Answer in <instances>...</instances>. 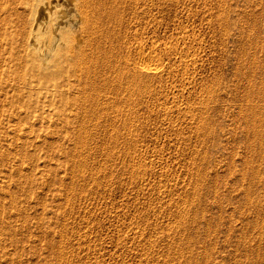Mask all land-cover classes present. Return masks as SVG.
Returning <instances> with one entry per match:
<instances>
[{"label":"rangeland","instance_id":"374dc122","mask_svg":"<svg viewBox=\"0 0 264 264\" xmlns=\"http://www.w3.org/2000/svg\"><path fill=\"white\" fill-rule=\"evenodd\" d=\"M139 1L130 9L136 25L130 18L131 23L128 21L123 27L136 29L126 30L127 37L123 35L124 29L119 30L125 37L120 34L118 44L129 41L130 46L128 49L125 43L126 49L119 45L116 48L117 61H114L122 69H112L110 86L104 88L107 92L102 88L101 96L95 99L100 100L97 104L103 109L101 111L97 105L100 116L90 109L92 101L87 97L68 101L61 108V101L25 95L6 73L9 55L0 51V264H138L140 260L141 264H158L161 260L159 264H164L173 256L175 259L168 264H176L177 260L178 264H264V145L257 147L251 143L254 142L252 135L249 134V140L245 132L253 118L248 112L253 108L259 110L260 127L264 131V95L256 93L259 89L264 91V0H156L159 6L151 4L156 2L154 0H143L148 6ZM142 12L150 14L144 18ZM137 47H144L147 54L155 55L156 59L150 61L149 66L157 63L162 73L158 72L157 78L152 77L154 74L150 71L151 79L145 77L149 84L146 88L152 89V94L146 88L141 93L137 91L139 94L136 90L134 94L131 92L127 74L122 73L131 67L124 69V63L117 58L122 61L130 58L127 62L133 64L138 60ZM124 49L126 52L133 49L135 57L131 50L127 52L129 55ZM160 66L165 69L161 70ZM111 82H117L118 87ZM136 104H140L138 108ZM163 108H169V112L163 114ZM116 126L118 131L114 129ZM81 129H88L84 132L86 136L88 133L86 141L90 143L86 152L79 150L81 144L77 142L78 133L83 132ZM247 139L252 141L247 143ZM245 155L258 172L251 184L252 196L258 203L256 207H245L244 190L248 181L240 175V170L244 171ZM81 158L86 161H83L84 166L76 165L83 167V172L74 164ZM191 161L196 163H188ZM192 164L199 167L193 168ZM133 172L138 175L134 176ZM197 175L203 178L196 179ZM133 176L140 179L132 180ZM169 187L176 188V192ZM194 199H198L197 202ZM163 202L168 203L164 204L167 206ZM187 218L190 220L186 223ZM180 219H184L183 223ZM180 226L183 229L180 230ZM172 244L177 249H173ZM181 245L185 249L190 245V248L185 250ZM60 246L65 251V263L57 259L59 255L55 257ZM142 253H146L144 259ZM151 253L149 260L147 254Z\"/></svg>","mask_w":264,"mask_h":264},{"label":"bare ground","instance_id":"6f19581e","mask_svg":"<svg viewBox=\"0 0 264 264\" xmlns=\"http://www.w3.org/2000/svg\"><path fill=\"white\" fill-rule=\"evenodd\" d=\"M142 1V4L144 3L145 6H148V4H145V2H143V0H140ZM139 1V2H140ZM153 1V0H152ZM156 1V0H154ZM160 3V1H158ZM135 3V4H133ZM147 3V2H146ZM149 3V1H148ZM154 3V4H152ZM136 4H138V0H0V51H3L2 53H7L9 55V65L8 67L6 68V73L9 77H11L16 83V87L18 90H22L23 92H25V95L27 94V96H30L32 95H36L38 98H46L47 101H61L60 103V106L61 108L66 106L67 102L68 101H76V100H81L80 98L81 97H87L88 100L92 101V104L89 103V107L90 109L93 110V112H97L96 114L100 113V109L99 106L97 103L100 102H96V97L97 96H101L100 95V92L103 88V92H105L106 90L108 89H104V88H109V82L111 81L110 80V76L112 75V69H116L115 67L119 68L118 67V62L116 63L117 59L114 58V55H115V51H116V48H118L119 46L120 47H124L125 48V45L129 43L125 42L121 43V45H124V46H121L120 44H118V40H120V36L122 35V32L120 33L119 30H122L124 29L125 32L123 35L126 34V30H129V29H136L135 27H131L129 28L128 26V29H125L123 28L126 24L128 25V21L129 23H131L133 20H132V16H134L133 14L130 13V9L132 8H135ZM150 4V3H149ZM152 5L156 6L158 5L157 1L156 2H151ZM141 5V4H140ZM160 5V4H159ZM158 5V6H159ZM152 6V7H154ZM141 7V6H140ZM144 7V6H142ZM150 7V5H149ZM148 8V7H147ZM143 9V8H142ZM145 10V8H144ZM144 10H141V11H144ZM147 11V10H145ZM150 11V10H149ZM134 12V10H133ZM137 12V11H136ZM135 12V13H136ZM151 12V11H150ZM138 13V12H137ZM140 13V12H139ZM143 13V12H142ZM127 14V15H126ZM145 13H143V16L142 17H146L147 18V15L148 12L145 14L146 16H144ZM126 15V16H125ZM131 18V22H130V19ZM142 19V18H141ZM137 22V20H135ZM135 21L134 24H135ZM145 21V20H144ZM143 21V22H144ZM127 22V23H126ZM140 23V22H139ZM143 24V23H142ZM141 24V26H142ZM132 25V24H131ZM136 25V24H135ZM134 25V26H135ZM140 24H137V26H139ZM140 26V27H141ZM126 27V28H127ZM139 27V28H140ZM138 28V29H139ZM138 29L136 31H138ZM142 29V28H141ZM140 30V29H139ZM123 31V30H122ZM130 31V30H129ZM133 31V30H132ZM143 33L144 30H142ZM141 31V32H142ZM139 32V31H138ZM137 32V33H138ZM140 32V33H141ZM129 34H131L132 32H128ZM134 33V32H133ZM136 33V32H135ZM121 34V35H120ZM128 34V35H129ZM157 34V33H156ZM120 35V36H119ZM122 35V36H123ZM127 35V34H126ZM125 35V36H126ZM132 35V34H131ZM135 35V34H134ZM132 35V36H134ZM137 35H141V34H137ZM143 35V34H142ZM123 36V37H125ZM130 36V35H129ZM128 36V37H129ZM122 37V38H123ZM127 37V36H126ZM136 37V35H135ZM140 37V36H139ZM155 37V36H154ZM121 38V39H122ZM143 38L142 36L139 38L141 39ZM157 38V37H156ZM159 38V37H158ZM133 39V38H132ZM138 38H136L137 40ZM138 39V40H139ZM144 39V38H143ZM123 40V39H122ZM127 40V39H126ZM129 40V39H128ZM131 40V39H130ZM142 41V40H141ZM117 42V43H116ZM131 42V41H130ZM139 42V41H138ZM120 43V42H119ZM117 44V45H116ZM144 44V43H143ZM119 45V46H118ZM137 45V44H135ZM141 45V44H140ZM139 45V46H140ZM134 46V45H133ZM128 49H129V44H128ZM135 47V46H134ZM138 50L136 51V57L138 58L135 59L136 62L132 61L133 64H130L129 60L130 58H123V60L125 61H122V58L120 57H117V54L115 57H117L118 59H121L120 62L124 63L123 67H126L124 69H127V67H131V69L128 68V70H126L125 72L122 71V73H126L123 76H124V79L126 80L127 78V83L128 84V87H131V92L133 93V91L136 92L139 91L141 93V91H143L148 85H147V80L145 77H149V74L151 75L150 71L152 72V74H154V76L152 77H159L157 76L158 72L161 73L158 69L157 66V63L156 66H153V67H150V61H154L156 59L155 55H149L147 54L144 50L145 48L144 47H137ZM122 49V48H121ZM120 49V50H121ZM126 49V48H125ZM124 49V52H126V50ZM119 50V51H120ZM123 50V49H122ZM131 50V49H130ZM127 51V52H130ZM133 50V49H132ZM132 50H131V54L133 56V53H132ZM126 52V53H127ZM1 53V52H0ZM117 53V51H116ZM123 53V52H122ZM120 54V53H118ZM129 54V53H127ZM129 54V55H131ZM123 55V54H122ZM126 54H124L125 56ZM127 55V56H129ZM120 56V55H118ZM135 57V56H133ZM132 58V57H131ZM150 59V60H149ZM116 60V61H114ZM119 61V60H118ZM129 61V62H127ZM1 62V61H0ZM115 62V63H114ZM7 64V62H6ZM117 64V66H116ZM1 65V64H0ZM120 65V64H119ZM128 65V66H126ZM150 65V66H149ZM159 65V64H158ZM162 66H160L161 68ZM122 69V68H121ZM119 68V70H121ZM165 68L162 67L161 70H163ZM117 71V69H116ZM121 73V71H119ZM165 72V71H164ZM115 73V71L113 72ZM110 74V75H108ZM119 73L117 72V75ZM162 74V73H161ZM164 74V73H163ZM115 74V76H117ZM120 75V74H119ZM122 75V74H121ZM122 76V77H123ZM126 76V78H125ZM162 77V76H160ZM121 78V77H119ZM145 78V79H144ZM156 78V79H157ZM118 79V78H117ZM115 79V80H117ZM123 79V78H122ZM123 79V80H124ZM151 79V78H150ZM124 80V81H125ZM152 80H155V79H152ZM103 83H102V82ZM113 81V80H112ZM121 80H119L120 82ZM118 82V81H117ZM117 82H111V83H114L116 84ZM7 83V82H6ZM125 83V82H124ZM125 83V84H126ZM114 84H111V85H114ZM122 83H120V85H122ZM117 85V84H116ZM115 85V86H116ZM119 85V84H118ZM117 85V87H118ZM126 86V85H125ZM124 86V87H125ZM101 87V89H100ZM114 87V86H112ZM116 87V88H117ZM124 87H123V91L124 90ZM116 88H113L114 90ZM127 88V86H126ZM125 88V89H126ZM82 89V90H81ZM112 89V90H113ZM120 89V87H119ZM154 89V88H153ZM122 90V88H121ZM127 90V89H126ZM149 90V89H148ZM147 88H146V91H148ZM116 91V90H115ZM119 91V90H118ZM128 91V90H127ZM152 91L149 90L148 93ZM107 92V91H106ZM120 92V91H119ZM139 92H137L139 94ZM145 92V91H144ZM155 92V91H154ZM108 93L110 94V92L108 91ZM117 93V91H116ZM124 93V92H123ZM146 93V92H145ZM151 93V92H150ZM153 93V92H152ZM151 93V94H152ZM256 93L258 95H264V91L263 89H259V91H256ZM118 94V93H117ZM131 94V93H129ZM134 94V93H133ZM137 94V95H138ZM147 94V93H146ZM24 95V94H23ZM116 95V94H115ZM121 95V94H120ZM136 95V94H135ZM141 95V94H140ZM250 95H252L250 93ZM257 95V96H258ZM123 97V95H121ZM125 96V95H124ZM148 96V94H147ZM146 96V97H147ZM245 96L247 97V94H245ZM261 96V97H262ZM19 97V96H18ZM131 97H132V94H131ZM138 97V96H137ZM140 97V96H139ZM245 97V99H246ZM7 98V97H6ZM25 98V97H24ZM34 98V97H33ZM98 98V97H97ZM109 98V97H108ZM116 98V97H115ZM130 98V97H129ZM128 98V99H129ZM134 98V97H133ZM148 98V97H147ZM114 99V98H113ZM126 99V98H124ZM248 99V98H247ZM263 99V98H262ZM82 100H84L82 98ZM123 100V98H122ZM136 100V99H135ZM98 101V99H97ZM105 101V100H104ZM102 101V102H104ZM132 101V100H131ZM253 101V100H252ZM144 102V101H143ZM105 103V102H104ZM107 103H110L107 102ZM126 105L128 104L127 101L125 102ZM136 103V102H135ZM248 103H250V101H248ZM116 104V103H115ZM123 103H121L122 105ZM130 104V103H129ZM146 105V103H144ZM245 104V103H244ZM243 104V105H244ZM252 104V102H251ZM27 105V104H26ZM74 105V104H73ZM92 108H91V106ZM97 105H98V108L100 110H97ZM101 105V103H100ZM105 105H108V104H105ZM105 105H103L105 107ZM119 105V104H118ZM137 105V104H136ZM135 105V106H136ZM140 105V104H139ZM137 105V108L138 106ZM143 105V104H142ZM29 105H27L28 107ZM59 106V107H60ZM77 106V105H76ZM111 107V105H109ZM124 106V105H123ZM148 107L150 106L149 104L147 105ZM146 106V107H147ZM249 106V105H248ZM253 106V105H252ZM255 106V105H254ZM253 106V107H254ZM88 107V108H89ZM121 107V106H120ZM130 107V105H129ZM128 107V108H129ZM147 107V109H148ZM244 107V106H243ZM252 107V108H253ZM257 107V106H256ZM76 108V107H75ZM105 108H109V107H105ZM112 108V107H111ZM122 108V107H121ZM136 108V107H135ZM251 108V109H252ZM258 108V107H257ZM133 109V107H132ZM244 109V108H243ZM250 109V107H249ZM103 110V109H102ZM101 110V111H102ZM110 110V109H108ZM123 110V109H122ZM129 111H131L130 109H128ZM136 109H134L133 111H135ZM138 110V109H137ZM85 111V110H84ZM91 111V110H90ZM99 111V112H98ZM111 111V110H110ZM114 111V110H112ZM163 111V114H167L169 112V108H163L162 109ZM258 111L256 108L254 110V108L252 109L251 112H248L250 113L251 117L253 118H250L252 120H250V123L248 124L245 132L247 134V138L250 140V136L249 134L252 135V140H254V142H251L249 141L248 139V142H251V143H255V145L257 146H263L264 145V138H263V134H264V131H263V128L260 127L262 126L261 125V118L258 114ZM87 112V111H85ZM106 112V111H105ZM132 112V111H131ZM242 111H240L239 113H241ZM39 113V112H38ZM76 113V112H75ZM91 113V112H90ZM89 113V114H90ZM108 113V111H107ZM121 113V112H120ZM127 113V112H125ZM137 113V111L135 112ZM161 113V112H160ZM84 114V113H83ZM94 114V113H93ZM103 114V113H102ZM109 114H112V113H109ZM242 114V113H241ZM44 115V114H43ZM99 115V114H98ZM107 115V114H106ZM135 115V114H133ZM137 115V114H136ZM245 115L246 113H244V118H245ZM100 116V115H99ZM98 116V117H99ZM115 116V115H114ZM122 116V115H121ZM130 116V115H129ZM132 116V114H131ZM140 116V115H139ZM87 117V116H86ZM96 117V116H95ZM134 117V116H133ZM110 118V116H109ZM115 118V117H114ZM123 118V117H122ZM257 118V120H256ZM92 119V118H91ZM96 119V118H95ZM132 119V118H131ZM130 119V120H131ZM139 119V118H138ZM126 119H124L125 121ZM129 120V121H130ZM134 120V119H133ZM249 120V119H248ZM112 122H115L113 120H111ZM139 121V120H138ZM126 122V121H125ZM133 122V121H132ZM88 123V122H87ZM243 123V122H242ZM117 124V123H116ZM119 124V123H118ZM123 124V123H122ZM131 124V123H130ZM128 124V125H130ZM83 125V124H82ZM135 125V124H134ZM137 125V124H136ZM90 126V125H89ZM99 126V125H98ZM118 126V125H117ZM117 126L116 128H114L115 130L117 129ZM124 126V125H123ZM125 126H127L125 124ZM124 126V127H125ZM132 126V125H131ZM129 126V127H131ZM244 126V125H243ZM246 126V124H245ZM102 127V125L100 126V128ZM107 127V126H106ZM109 127V125H108ZM133 127V126H132ZM241 127V126H240ZM87 128V127H86ZM104 128V126L102 127ZM127 128V127H125ZM236 128V127H235ZM92 129V128H91ZM90 129V130H91ZM82 130V129H81ZM86 130V129H84ZM97 130V129H96ZM103 130V129H102ZM105 130V128H104ZM108 130V129H107ZM110 130V129H109ZM113 130V129H112ZM235 130V129H232V131ZM83 131V130H82ZM88 131V129L86 131H83L79 134V137H78V140L77 142L79 141V143L81 144L80 145V148L79 150H82V151H87V141H86V137L88 138V133H87V136H86V132ZM118 131V129H117ZM131 131V130H130ZM85 132V133H84ZM97 132V131H95ZM99 132V130H98ZM112 132V131H111ZM133 132V131H132ZM117 133V132H116ZM124 133V132H123ZM98 135V133H96ZM101 134V133H100ZM107 134V133H106ZM113 134V133H112ZM235 134V133H234ZM115 135V134H114ZM114 135H110V136H114ZM119 135V134H117ZM124 135V134H123ZM122 136V134H121ZM236 136V135H235ZM249 136V137H248ZM90 137V136H89ZM120 137V136H119ZM118 137V138H119ZM129 138V136H127ZM106 138V137H105ZM244 138H245V135H244ZM98 139V138H97ZM112 139V138H111ZM116 139V137L114 138V140ZM126 139V138H124ZM99 140V139H98ZM113 140V139H112ZM119 140V139H117ZM117 140L114 141L117 143ZM122 140V138H121ZM95 141V140H93ZM111 141V140H110ZM129 141V139H128ZM108 142V141H107ZM120 142V141H119ZM123 142V141H121ZM131 142V141H130ZM236 142V141H235ZM114 143V146L116 145L117 147V144ZM127 143V142H126ZM237 143V142H236ZM259 143V144H258ZM90 144V143H88ZM111 144V143H110ZM130 144V143H129ZM128 144V146H129ZM101 145V144H100ZM109 145V144H108ZM127 145V144H126ZM236 145V144H235ZM251 145H254V144H251ZM105 146V145H104ZM121 146V145H120ZM123 146V145H122ZM131 146V145H130ZM257 146V147H258ZM107 147V146H106ZM110 147V145H109ZM108 147V148H109ZM113 147V146H112ZM111 147V148H112ZM248 147H249V144H248ZM253 147V146H252ZM251 147V148H252ZM91 148V147H90ZM99 148V147H98ZM115 148V147H114ZM118 148V147H117ZM121 148V147H120ZM119 148V149H120ZM133 147H131L130 149H132ZM95 149V148H94ZM127 149V148H126ZM134 149H136L134 147ZM233 149V148H232ZM93 150V149H92ZM110 150V149H109ZM113 150V149H112ZM193 150V149H191ZM258 150V148H257ZM73 151V150H72ZM115 151V150H114ZM130 151V150H128ZM132 151V150H131ZM129 152V153H132V152ZM140 151V149H139ZM146 151V150H145ZM251 151V150H250ZM255 151V150H254ZM78 152V151H77ZM76 152V153H77ZM80 152V151H79ZM84 152V153H85ZM92 152V151H91ZM107 152V151H105ZM119 152V151H118ZM125 152V150H124ZM134 152H136V150H134ZM133 152V153H134ZM142 152V151H140ZM245 152V151H244ZM249 152V150H248ZM88 153V152H87ZM100 153V152H99ZM102 153V152H101ZM126 153V152H125ZM128 153V152H127ZM143 153V152H142ZM232 153V151L230 152ZM230 153H229V156H230ZM254 153V152H253ZM82 154V152H81ZM113 154V153H112ZM116 154V153H115ZM145 154V152H144ZM161 154V153H160ZM249 154V153H248ZM78 155V154H77ZM124 155V154H123ZM127 155V154H125ZM139 155V154H138ZM88 156V155H87ZM115 156V155H114ZM113 156V157H114ZM131 156V154H130ZM133 156V154H132ZM240 156V155H239ZM248 156V155H247ZM245 155V157L243 158V163H244V171L243 169H240V175L246 177L247 179V183H248V186H247V189L246 191L244 190L245 192V199H246V203H245V207H248V206H254L256 207L257 206V201L254 199V196H252V187H251V184H253L254 182V177H255V172H256V169L254 166H252V164L250 165V161H248L249 157H247ZM84 157V156H83ZM82 157V158H83ZM86 157V156H85ZM118 157V156H117ZM129 157V156H128ZM136 157V155L134 156ZM133 157V158H134ZM75 158V156H74ZM79 160L77 163H74L75 164V167L79 168L80 166L79 165H82L84 166L85 163H83L84 160ZM89 158V157H88ZM125 158V157H123ZM130 158V157H129ZM131 157V159H133ZM236 158V157H235ZM85 159V158H84ZM238 159V158H237ZM254 159V157H253ZM76 160V159H75ZM78 160V159H77ZM125 160V159H124ZM130 160V159H129ZM128 160L129 164L131 163L130 161ZM137 160V159H136ZM194 160V159H192ZM134 161V159L132 160ZM86 162V161H84ZM124 161L122 160V163ZM135 162V161H134ZM137 162V161H136ZM193 161L191 162H188V163H192ZM133 163V162H132ZM195 162H193V164H195ZM232 163V161H231ZM76 164H79L78 166ZM192 164V166H193ZM126 165V164H125ZM134 165V164H133ZM242 165V164H241ZM81 166V167H82ZM89 166V165H88ZM131 166V165H130ZM198 166V164H197ZM196 165L193 166L194 167H197ZM126 167V166H125ZM137 167V166H136ZM187 167V166H186ZM199 167V166H198ZM229 167V166H228ZM233 167V165H232ZM231 167V168H232ZM76 168V171H78ZM83 168V167H82ZM82 168L80 169L82 171ZM127 168V167H126ZM133 168V167H132ZM188 168V167H187ZM190 165H189V170H190ZM229 168V169H231ZM89 169V168H88ZM137 169V168H136ZM196 169V168H195ZM198 169V168H197ZM75 170V169H74ZM84 170V169H83ZM132 170V169H131ZM201 170V169H200ZM133 171V170H132ZM195 171V170H193ZM232 171V170H231ZM74 172V171H73ZM83 172V171H82ZM136 172V171H135ZM147 172V171H146ZM191 172V170H190ZM204 172V171H203ZM215 172V171H214ZM75 173V172H74ZM77 173V172H76ZM153 173V172H152ZM234 173H235V170H234ZM239 173V172H238ZM258 173V172H256ZM80 174V173H79ZM88 174V173H87ZM134 176L135 175H138V173H134ZM145 174V173H144ZM143 174V175H144ZM197 174V173H196ZM206 175V173H204ZM82 175V174H81ZM143 175H142V178H143ZM160 175V174H159ZM192 175V174H191ZM200 175V174H199ZM199 175L198 178L196 179H201L203 177H200ZM133 176V179L132 180H135V177L134 178ZM140 176V174H139ZM149 176V175H148ZM162 175H160L159 177L161 178ZM194 176V174H193ZM192 176V177H193ZM202 176V175H201ZM239 176V178L241 177ZM88 177V176H87ZM144 177H146L144 175ZM154 177V176H153ZM156 177V176H155ZM158 177V178H159ZM196 177V176H195ZM79 178H82V177H79ZM138 178V177H137ZM141 178V180H142ZM157 178V177H156ZM159 178V180H160ZM191 178V176H190ZM189 178V179H190ZM78 179V178H77ZM140 179V177L138 178V180ZM147 179V177H146ZM143 179L144 182H146L147 180ZM152 179V178H151ZM154 179V178H153ZM245 179V178H244ZM131 180V181H132ZM149 180V178H148ZM156 180V179H155ZM194 180V178H193ZM203 180V179H202ZM241 180V178H240ZM256 180V179H255ZM79 181V180H78ZM191 181V179H190ZM205 181V180H204ZM242 181V180H241ZM134 182V181H133ZM144 182L143 184L141 185H144ZM148 182V181H147ZM146 182V183H147ZM150 182V181H149ZM202 182V181H201ZM200 182V183H201ZM206 182V181H205ZM240 182V181H239ZM160 183V182H159ZM170 183V182H169ZM172 183V182H171ZM199 183V182H198ZM199 183V185H201ZM234 183V182H233ZM246 183V182H245ZM80 184V183H79ZM149 184V183H148ZM158 184V183H157ZM156 184V185H157ZM190 184V183H189ZM188 184V185H189ZM195 184V183H194ZM194 187H196V185H194ZM235 184V183H234ZM237 184V183H236ZM84 185V184H83ZM153 185V184H152ZM159 185V184H158ZM165 185V184H163ZM175 185V184H174ZM197 185V186H199ZM242 185H246V184H242ZM147 186V185H146ZM173 186V185H171ZM176 186V185H175ZM193 186H191L192 188H194ZM241 186V185H240ZM139 187V186H138ZM144 187V186H143ZM140 186V188H143ZM149 187V186H148ZM155 187V186H154ZM153 187V188H154ZM157 187V186H156ZM155 187V188H156ZM159 187V186H158ZM157 187V189H158ZM180 187V186H179ZM200 187V186H199ZM198 187V188H199ZM82 188V187H81ZM137 188V187H136ZM152 188V190H153ZM171 189H173V187H169ZM182 188V187H181ZM78 189V188H77ZM84 189V188H83ZM82 189V190H83ZM145 189V188H144ZM142 189V190H144ZM150 189V187H149ZM195 189V188H194ZM205 189H208V188H205ZM242 189V188H241ZM85 190V189H84ZM174 190V189H173ZM172 190V191H173ZM197 190V188H196ZM200 190V188H199ZM78 192L80 190H77ZM155 191V190H154ZM159 191V190H158ZM176 192V188L174 190ZM187 191V190H186ZM195 191V190H194ZM193 191V192H194ZM214 191V190H213ZM212 191V192H213ZM217 191V190H215ZM214 191V192H215ZM82 192V191H81ZM80 192V193H81ZM137 192V190H136ZM140 192V191H139ZM179 192V191H178ZM184 192V191H183ZM192 192V193H193ZM218 192V191H217ZM243 192V190H242ZM141 193V192H140ZM143 193V192H142ZM200 192L198 191L197 194H199ZM238 193V191H237ZM254 193V192H253ZM173 194V193H171ZM179 194V193H178ZM194 194V193H193ZM220 194V192L218 193ZM212 195V194H211ZM214 195V193H213ZM212 195V196H213ZM168 196V195H167ZM192 197V195H190ZM197 196V195H196ZM216 196H219V195H216ZM170 197V195L168 196ZM182 197V196H181ZM187 197V196H186ZM188 197H189V194H188ZM178 198V197H177ZM193 198V197H192ZM191 198V199H192ZM204 198V196L202 197ZM219 198V197H218ZM234 198V197H233ZM232 198V199H233ZM164 199V198H163ZM173 199V198H172ZM172 199H170L172 201ZM181 199V198H180ZM184 199V197H183ZM216 199V198H215ZM236 199V198H235ZM234 199V200H235ZM169 200V201H170ZM176 200V198H175ZM174 200V203H176ZM197 200L198 199H194ZM164 201V200H163ZM167 200V202H169ZM170 201V203H171ZM189 201V199H188ZM165 202V201H164ZM163 202V205L164 204H168V203H164ZM173 202V201H172ZM193 201L191 200L190 203H192ZM244 202V201H243ZM177 203H178V200H177ZM182 203V202H180ZM241 203V202H240ZM162 204V203H161ZM179 204V203H178ZM193 204V203H192ZM202 204V203H200ZM218 204V203H217ZM174 205V204H173ZM172 205V206H173ZM188 205V204H187ZM186 205V206H187ZM195 205V204H194ZM219 205V204H218ZM217 205V206H218ZM231 205V204H230ZM238 205V204H237ZM256 205V206H255ZM162 206V205H161ZM164 206H167V205H164ZM163 206V207H164ZM171 206V204H170ZM185 206V205H183ZM185 206V207H186ZM229 206V205H228ZM244 206V204H243ZM176 207V205H175ZM179 207V206H178ZM177 207V208H178ZM200 208H202L201 206H199ZM219 207V206H218ZM166 208V207H165ZM171 208V207H170ZM174 208V207H173ZM187 208L189 210H191L188 206ZM192 208V207H191ZM252 208V207H251ZM162 209V208H161ZM169 209V208H168ZM184 209V207H183ZM193 209V208H192ZM220 209V208H219ZM239 209V208H238ZM247 210V208H245ZM70 210V208H69ZM167 210V209H165ZM172 210V208L170 209ZM170 210H167L170 212ZM176 210V209H175ZM180 210V208H179ZM178 210V211H179ZM200 210V209H199ZM202 210V209H201ZM229 210V209H228ZM185 212L187 211L186 209L184 210ZM195 211V210H194ZM230 211V210H229ZM239 211V210H238ZM249 211V209H248ZM253 211V210H252ZM165 212V211H164ZM162 212V214L164 213ZM172 212V211H171ZM176 212V211H175ZM175 212H172V213H175ZM181 212V211H180ZM184 212V213H185ZM196 212V211H195ZM203 212V211H202ZM200 212V213H202ZM231 212V211H230ZM245 212V211H244ZM62 213V211H61ZM178 213V212H177ZM183 213V214H184ZM193 213V212H192ZM229 213V212H228ZM249 213V212H248ZM166 214V213H165ZM169 214V213H168ZM181 214V213H180ZM182 214V215H183ZM187 214V215H186ZM184 215L188 216V213H186ZM195 215V213H193ZM238 214V213H237ZM243 214V213H241ZM256 215V212L253 213ZM177 215V214H176ZM175 215V216H176ZM183 215V216H184ZM194 215H192V217H194ZM200 214H198L199 216ZM228 215V214H227ZM231 215V214H230ZM234 215V214H233ZM252 215V214H251ZM179 216V215H178ZM197 216V215H196ZM197 216V217H198ZM201 216V215H200ZM199 216V217H200ZM232 216V215H231ZM243 216V215H242ZM185 217V216H184ZM183 217V218H184ZM191 217V215L189 216V218ZM198 217V218H199ZM230 217V216H229ZM250 217V216H249ZM203 218V217H202ZM253 218V217H252ZM170 219V218H169ZM185 219V218H184ZM184 219H180L181 223H183L182 220ZM195 219V218H194ZM205 219V218H204ZM251 219V218H250ZM254 219V218H253ZM188 218L186 220H184V222L186 221V223L190 220H188ZM196 220V219H195ZM199 220V219H198ZM197 220V221H198ZM230 220V219H228ZM175 221V220H174ZM179 221V220H178ZM176 221V223L178 222ZM179 221V222H180ZM195 223V221H192ZM232 222V221H231ZM180 223V224H181ZM79 224V223H78ZM185 224V223H184ZM171 225V224H170ZM182 227H183V224H181ZM193 225V224H192ZM80 226V225H79ZM175 226V224H174ZM178 226V225H177ZM187 226V225H186ZM231 226V225H230ZM181 226H180V230L183 229ZM64 228V227H63ZM79 228V227H78ZM179 228V226L177 227ZM197 228V226H196ZM135 229V228H134ZM172 229H173V226H172ZM171 229V230H172ZM176 229V228H175ZM190 229V228H189ZM216 229V228H215ZM227 229V227H226ZM64 230V229H63ZM68 230V229H67ZM167 230V229H165ZM195 230V229H194ZM184 231H188V230H184ZM191 231V230H190ZM198 231V230H196ZM244 231V230H243ZM242 231V232H243ZM64 232V231H63ZM193 232V231H192ZM81 233V232H80ZM79 233V235H80ZM168 233V232H167ZM166 233V234H167ZM185 233V232H184ZM227 233V231H226ZM65 234V233H64ZM62 234V235H64ZM82 234V233H81ZM142 234V233H141ZM141 234H139L138 236H141ZM187 234V233H186ZM244 234V233H243ZM243 234L241 236H243ZM61 235V234H60ZM75 235V234H74ZM136 235V234H135ZM163 235V234H162ZM168 235V234H167ZM195 235V234H194ZM215 235V233H214ZM67 236V235H65ZM70 236V235H69ZM77 236V235H76ZM183 236V235H182ZM190 236V235H188ZM193 236V235H192ZM230 236V235H229ZM61 237V236H60ZM63 237V236H62ZM74 237V236H73ZM169 237V236H168ZM176 237V236H175ZM180 237V236H179ZM187 237V235H186ZM194 237V236H193ZM65 238V237H64ZM69 238V237H68ZM164 238V236H163ZM183 238V237H182ZM191 238V237H190ZM66 239V238H65ZM77 239V238H76ZM74 239V240H76ZM87 239V238H86ZM165 239V238H164ZM168 239V238H167ZM166 239V240H167ZM184 239H185V234H184ZM169 240V239H168ZM173 240V238H172ZM176 241V239H174ZM182 240L183 242V239H180V241ZM189 240V238H188ZM193 238L191 239V242ZM196 240V239H195ZM242 240V239H241ZM64 241V240H63ZM69 241V240H68ZM86 241V240H85ZM140 240H138L139 242ZM174 241V242H175ZM224 241V239H223ZM71 242V241H70ZM90 242V241H89ZM124 242V241H123ZM137 242V241H136ZM141 242V241H140ZM173 242V241H172ZM173 242V243H174ZM58 243V242H57ZM79 243V242H78ZM176 243V242H175ZM185 243V242H184ZM67 244V243H66ZM64 244V245H66ZM81 244V243H80ZM86 244V243H85ZM134 244H135V241H134ZM137 244V243H136ZM142 244V243H140ZM171 244V243H170ZM186 244H187V241H186ZM189 244V243H188ZM187 244V245H188ZM63 245V246H64ZM83 245V244H82ZM94 245V244H93ZM98 245V244H97ZM123 245V244H122ZM125 245V244H124ZM173 246L175 244H172ZM171 245V246H172ZM191 246L193 245V243L190 244ZM190 245L189 247H185L183 245V248L185 250H187V248H190ZM136 246H141V245H136ZM180 246V247H181ZM55 247V246H54ZM56 247L58 248L59 245H56ZM76 247V246H75ZM144 247V246H143ZM62 247L60 246L59 250L57 251L58 254L55 252L54 255H56L55 257H57L58 255L60 256V258H57V259H60L61 263L66 261V256H65V251H63L61 249ZM72 248H73V245H72ZM141 248V247H140ZM139 248V249H140ZM172 248V247H170ZM175 248V246L173 247V249ZM76 249V248H75ZM79 249V248H78ZM83 249V247H82ZM138 249V250H139ZM172 251H175L173 250ZM177 249V248H175ZM194 249V248H193ZM67 251V249H65ZM81 250V249H80ZM137 250V251H138ZM141 250V249H140ZM146 251L145 248H143V251ZM191 250V249H190ZM78 252V250H76ZM142 251V250H141ZM140 251V252H141ZM152 251V249H151ZM155 251V250H154ZM152 251V252H154ZM169 250H167L168 252ZM189 251V250H188ZM195 251V250H194ZM87 252V251H85ZM96 252V251H95ZM99 252V250H98ZM101 252V251H100ZM138 252V253H140ZM149 252V251H148ZM146 252V253H148ZM166 252V253H167ZM72 253V252H71ZM70 253V255H71ZM145 253V254H146ZM150 253V252H149ZM156 253V252H155ZM165 253V254H166ZM169 253V252H168ZM182 254V252H180ZM190 253V252H189ZM74 254V252H73ZM80 254V253H79ZM99 254V253H97ZM137 254V253H136ZM144 253H142V256H143ZM144 254V255H145ZM153 253L151 254H147V256L149 255V260H151L150 256H152ZM179 254V252H178ZM176 253V255H178ZM82 255V253H81ZM92 255V254H91ZM140 257H141V254H138ZM159 255H160V252H159ZM175 255V254H174ZM184 255V254H183ZM186 255V254H185ZM184 255V256H185ZM73 256V255H72ZM87 256V255H86ZM85 256V257H86ZM139 256L137 257L138 259H141L139 258ZM156 256V255H154ZM161 256V255H160ZM173 255L169 256V257H172ZM182 256V255H181ZM181 256H179V258H181ZM195 256V255H194ZM192 255V257H194ZM201 256V255H200ZM77 257V255H76ZM80 257V256H79ZM175 256H173L172 258H174ZM183 257V256H182ZM191 257V258H192ZM196 257V256H195ZM194 257V258H195ZM68 258V257H67ZM72 258V257H70ZM88 258H90L88 256ZM94 258V257H93ZM145 257L143 256L142 259H144ZM171 258V259H172ZM178 257H176V260H177ZM186 258V257H185ZM69 259V258H68ZM96 259V258H95ZM147 259V261H149ZM163 259V258H162ZM170 259V260H171ZM175 259V258H174ZM173 259V260H174ZM187 260H189L188 258H186ZM76 260V259H75ZM125 260V259H124ZM159 260V259H158ZM168 260V258H167ZM170 260H168L169 262H171ZM181 260V259H179ZM194 260V259H193ZM196 260V259H195ZM194 260V261H195ZM197 263L199 262V259H197ZM208 260V258H207ZM57 261V260H56ZM59 261V260H58ZM142 260H140L141 262ZM145 261V260H144ZM155 261V260H153ZM162 261V260H161ZM160 261V262H161ZM166 261V260H164ZM167 261V262H168ZM175 261V260H174ZM71 262V261H69ZM73 262V261H72ZM88 262V261H87ZM102 262V261H100ZM138 262V264L140 263ZM159 262V263H160ZM167 262H165L166 264H168ZM188 262V261H187ZM65 263V262H64ZM68 262H66L67 264ZM126 263V261H125ZM150 263V262H148ZM158 263V264H159ZM162 263V262H161ZM164 263V264H165ZM173 263V261H172ZM200 263V262H199ZM72 264V263H70ZM74 264V263H73ZM83 264V263H82ZM92 264V263H91ZM129 264V263H127ZM141 264V263H140ZM144 264V262H143ZM146 264V263H145ZM178 264V260H177V263ZM191 264V263H189ZM194 264V263H193ZM202 264V263H201Z\"/></svg>","mask_w":264,"mask_h":264}]
</instances>
